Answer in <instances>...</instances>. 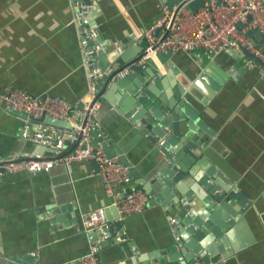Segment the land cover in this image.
I'll list each match as a JSON object with an SVG mask.
<instances>
[{
	"label": "crops",
	"instance_id": "crops-1",
	"mask_svg": "<svg viewBox=\"0 0 264 264\" xmlns=\"http://www.w3.org/2000/svg\"><path fill=\"white\" fill-rule=\"evenodd\" d=\"M80 1L89 4L86 25L97 33L96 44L100 49L106 46L108 55L114 50L122 53L124 49H140L141 40L146 47L144 31L167 9L166 0H0V89L12 85L39 100L57 97L80 106L87 96L98 98L101 104L107 103L104 97L108 95L103 118L111 112L118 113L117 108L121 113L104 132L123 148L137 137L136 124L122 114L119 106L125 90L107 89L100 96L101 92L94 90L75 15V6ZM261 40L260 36H255L256 47L264 52ZM174 53L171 64L165 66L152 56L159 73L166 78L167 99H174V91H179V97L189 102L199 117L208 120L209 129L215 133L216 158L237 174L239 188L249 197L244 202L248 210L243 209L239 201L231 205L240 217L238 222L244 221L229 238V245L237 247L232 253L235 255L232 264H264V79L261 68L249 67L238 50L233 54L208 53L203 49ZM239 59L241 68L237 66ZM210 62L213 65H209ZM204 66L211 72V75L206 74V79L202 78ZM179 77L184 82L179 81ZM207 98L209 103L205 105L203 100ZM130 105L128 98L123 108ZM173 113L174 110L169 109L164 115L171 118ZM80 118L77 109L68 125L60 128L71 129ZM29 127L28 118L0 105V159L21 158L20 154L29 144L21 137L22 132ZM155 152L142 138L126 155L139 173L144 174L155 163ZM48 154L44 156L54 153ZM65 168L67 171L54 174L19 171L1 180L0 264H10V258L22 259L25 255L35 264H77L91 242L82 223V213L104 207L107 226L114 225V196L104 190L91 161ZM124 187L135 188L134 180H128ZM56 200V208L61 211L54 214L49 206ZM171 204L172 201L164 206L156 200L147 204L142 212L121 217L125 221L123 237L115 227L114 234L101 232L97 243L102 264H167V248L176 240L171 219L178 218L177 207H180L176 203L177 207L170 209Z\"/></svg>",
	"mask_w": 264,
	"mask_h": 264
},
{
	"label": "water",
	"instance_id": "water-1",
	"mask_svg": "<svg viewBox=\"0 0 264 264\" xmlns=\"http://www.w3.org/2000/svg\"><path fill=\"white\" fill-rule=\"evenodd\" d=\"M212 0H166L164 3L172 12L171 19L152 32L156 38V45L168 35L169 26L173 23L180 8L186 4L192 12H197L206 7ZM217 4L221 0H216ZM88 4V3H86ZM89 5V4H88ZM251 17H248V21ZM243 25L238 24V29ZM255 43V36L261 37L264 44V37L259 29L247 32ZM141 40L139 48L124 49L122 53L114 50L108 55L107 48L99 49L96 54V65L99 74L91 80L95 83L94 90L103 94L107 89L110 91L125 90V94L119 106L122 114L136 124L137 137L130 141L125 147L119 148L110 137L104 132L108 124L121 112H111L103 118L109 97L106 95L107 103H102L100 109L94 115V125L92 134L95 137V147L102 148L108 157H116L119 162L129 169V180H134L136 187H141L147 194L148 204L160 200L162 205L172 201L171 208L177 207L179 216L173 222L175 227L176 240L167 248V264H232L237 247L229 245V238L235 229L241 227L243 220L239 223L240 217L233 212L231 205L233 201H239L243 209L248 210L244 203L249 198L248 195L239 188L237 174L229 166L220 162L215 153L213 144L214 131L209 129V122L206 118L199 117L190 103L179 97V91L175 90V98L168 100V88L166 78L159 73V68L155 64L153 57L146 56L145 46ZM237 50L242 58H247L261 68L264 79V61L249 52L245 47L229 48L228 54H233ZM137 53V54H136ZM174 51L157 52L155 57L165 66L171 64ZM115 64H118L115 66ZM213 65L211 62L209 65ZM238 68H241L239 59ZM235 66V69L237 68ZM127 69L126 76L118 78L117 74ZM206 74H210L208 67L204 66ZM142 71L144 72L143 74ZM99 75H101L100 79ZM211 75V74H210ZM179 81L184 82L180 77ZM206 79V78H205ZM212 87L214 83L207 79ZM104 86V88H103ZM216 88V87H215ZM110 93V92H109ZM107 93V94H109ZM130 98L131 105L123 108L125 101ZM98 98H95L97 100ZM43 100V98L41 99ZM209 98L203 100V104L208 105ZM118 107V106H117ZM80 109L82 106L79 107ZM12 112L29 119L30 122H41L51 126H67L68 120H63L42 114L36 118L27 113L11 108ZM173 109V118H169L164 113ZM179 118V120H178ZM145 138L154 147L157 155L153 166L149 167L144 174L139 173L134 164L128 159L127 152L140 139ZM111 142H113L111 144ZM55 152L54 148L43 144L29 141L26 149L21 153L23 159H35L47 157ZM215 150V151H214ZM200 156V157H199ZM11 158V157H9ZM91 165L97 172L99 165L95 160ZM67 165L61 164L48 170L51 174L59 171H67ZM187 173V175H186ZM181 178L183 181H181ZM58 200L49 206L52 213L61 211L57 209ZM177 203V204H176ZM116 216L113 218L114 225L101 229L87 230L91 242H97L100 233L113 231L123 237V227L125 221L119 216L116 207ZM237 224V225H236ZM236 227L233 229V227ZM85 229V228H84ZM86 230V229H85ZM126 237V235H124ZM137 252V249L134 250ZM10 258V264H35L29 256Z\"/></svg>",
	"mask_w": 264,
	"mask_h": 264
},
{
	"label": "built area",
	"instance_id": "built-area-1",
	"mask_svg": "<svg viewBox=\"0 0 264 264\" xmlns=\"http://www.w3.org/2000/svg\"><path fill=\"white\" fill-rule=\"evenodd\" d=\"M88 4L79 2L75 6V15L80 25L85 65L90 78L99 74L96 65V54L100 49L96 44L97 33L86 25ZM172 12L165 9L150 28L144 31L147 42L146 56H154L157 52L195 51L203 49L208 53H218L229 48L245 47L249 52L264 61V52L258 49L247 32L259 29L264 37V0H221L217 4L212 0L206 7L192 12L184 4L173 23L169 26L168 35L156 45L152 32L171 19ZM248 17L251 20L248 21ZM243 26L238 29V24ZM246 64L254 67L255 63L246 58ZM124 69L117 74L122 78L128 74ZM82 108L61 98L49 97L41 101L32 97L19 87L5 85L0 89V105L19 110L36 118L42 114L55 118L70 120L73 113L79 109L80 122L71 129H61L57 126L41 122H30L29 128L22 132V138L55 149L52 156L23 159L12 157L0 159V183L7 176L19 171L37 173L64 164L67 166L77 162L95 160L99 165L96 172L99 175L104 190L114 196V206L120 217L131 213L142 212L148 204V196L142 188L125 189L129 180V169L116 157L110 158L102 148H96L95 137L92 134L94 115L101 102L91 96L83 99ZM175 219H171L173 223ZM82 223L86 230L101 229L107 226L105 208L98 207L82 213ZM264 225V222H263ZM63 264V263H58ZM77 264H102L100 248L97 242H90L89 249L82 255Z\"/></svg>",
	"mask_w": 264,
	"mask_h": 264
}]
</instances>
